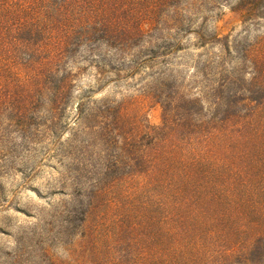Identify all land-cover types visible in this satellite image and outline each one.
<instances>
[{"label": "trees", "instance_id": "obj_1", "mask_svg": "<svg viewBox=\"0 0 264 264\" xmlns=\"http://www.w3.org/2000/svg\"><path fill=\"white\" fill-rule=\"evenodd\" d=\"M231 1L0 0L9 162L66 137L46 264H264V0ZM226 5L263 33L209 28Z\"/></svg>", "mask_w": 264, "mask_h": 264}, {"label": "rangeland", "instance_id": "obj_2", "mask_svg": "<svg viewBox=\"0 0 264 264\" xmlns=\"http://www.w3.org/2000/svg\"><path fill=\"white\" fill-rule=\"evenodd\" d=\"M229 4H234V0ZM230 5L214 13L209 28L221 36L243 35L249 30L250 37L263 33L260 27H243L239 16ZM90 70L81 80L83 86L90 84ZM139 75L134 79L118 83V87H106L102 94L117 92L118 98L133 96L138 88ZM139 113L147 123L158 126L161 123V109L148 102L139 106ZM5 110L0 112V264H46L47 260L58 259L69 262L72 237L60 233L57 211L67 200L71 191L62 189L58 172L62 169L60 152L65 147L63 140L45 141L31 147L28 152L9 162L10 130ZM20 152V151H18Z\"/></svg>", "mask_w": 264, "mask_h": 264}]
</instances>
